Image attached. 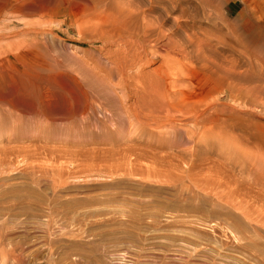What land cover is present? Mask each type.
I'll list each match as a JSON object with an SVG mask.
<instances>
[{
	"label": "rangeland",
	"instance_id": "obj_1",
	"mask_svg": "<svg viewBox=\"0 0 264 264\" xmlns=\"http://www.w3.org/2000/svg\"><path fill=\"white\" fill-rule=\"evenodd\" d=\"M84 2L0 0V264H264V173L245 162L250 145L238 141L243 153L216 128L205 141L175 112L177 129L110 120L97 102L94 126L62 119L71 89L88 91L108 64ZM185 2L179 104L215 93L217 65L240 70L246 89L264 87L263 35L254 30L264 0ZM157 65L145 73L161 80ZM257 92L244 100L262 99ZM247 104L256 116L246 121L264 123V111Z\"/></svg>",
	"mask_w": 264,
	"mask_h": 264
},
{
	"label": "bare ground",
	"instance_id": "obj_2",
	"mask_svg": "<svg viewBox=\"0 0 264 264\" xmlns=\"http://www.w3.org/2000/svg\"><path fill=\"white\" fill-rule=\"evenodd\" d=\"M185 5L186 2L184 3V0L170 3H166L164 0H85L82 4V8L88 13L86 16L89 15L91 17V19H89L90 21L88 20L90 25L88 22H86V24L89 26V30L91 29L90 32L92 34L95 33V38L102 43L108 63L106 65L107 67H104L106 69L105 77L99 82L100 84L98 83L97 76L95 80H93V78L85 80L91 82L90 88L97 82L104 90V98L102 101L100 100L102 92L98 89L94 90L88 88L87 90H90L89 92L81 91L77 88V90L71 89L73 91L70 92V98L67 96L66 99H71L72 103L69 100V106L66 103L63 107V112L59 114L62 119L69 120V122L74 121L73 123H76L75 121L77 118L84 122L87 121L90 116L93 117L94 114L97 115L95 110L97 102L100 103V107H102L101 109H103V111L99 109L103 112L105 117L108 116L110 120H112V118L120 116L119 118L123 120L122 123L126 122L124 119H126L127 116L135 119L139 123H143L144 126L147 127L153 126L157 129H163V127L177 129L179 123H181L183 119L184 124H190L192 127L197 128L205 141H208L207 135L216 128L220 132V138L232 136L233 139L237 141L236 144L239 141L240 143H244L246 147L251 146V150L249 151L247 149H242V146H240L241 144L238 143L239 148L242 149L241 152L244 153L246 150L247 152L249 151L248 157L246 153L244 154L246 157L243 156L245 160L249 158L248 162H245L248 164L252 163L250 166L261 171L259 174L258 172L260 171L257 170V172L255 169H252L256 171L255 174L258 173L259 176H264V174H262L264 173V123H254V121L251 123L253 120L252 117L254 116L255 119L256 114L254 115V112L250 111L249 107H247V109L245 106L248 103L247 106L249 105L252 109L255 110L257 107L264 111V97L262 96V99L255 97L257 99L252 98L254 100H244L246 96V98H248L249 95L255 94L254 96H256L257 91L264 93V87H259V89L257 87L246 89L244 86L246 76L244 77V74L240 70L237 68L231 69L225 66L226 64L217 65L215 69H212V84L215 93H213L209 99L193 107L179 104V96L181 95L182 89L180 83H182L183 80H181L177 72V67L181 61H179V58L177 59L178 56H175L182 53L185 54L186 50L181 36V30L184 29L182 22L184 23L188 17ZM179 8L180 16L176 17L174 16V12ZM206 12H208L207 20L214 24L213 17L209 13L210 11L207 6ZM82 23L79 28L85 29L88 27H81ZM255 23L254 30L259 31L263 35L256 39V48H262L264 47V24H258V22L254 20V24ZM251 30L252 29H250V31ZM85 32H87V29ZM90 36L92 37V35ZM188 42L190 46L194 44L191 37H188ZM5 49H2V52H4ZM15 49L13 46L12 50ZM22 49H24V47ZM9 50L6 54L10 53ZM156 63H160V65H157L158 68L154 70L152 75L161 73V80L151 79V77L145 73V71L150 68L149 66ZM103 66L105 65H102V67ZM102 69L103 68H100V70ZM88 70L86 71L89 72ZM99 71L95 72L94 76L98 75L96 73ZM85 76L87 77L88 74ZM80 79L82 80V77ZM257 96H259V94ZM222 97L226 100L224 101ZM103 100H105V102ZM129 100H133V102L128 104L127 102ZM106 101L108 103H114L116 110L111 109V106H108L109 108L105 107L104 104ZM99 109H97L98 112ZM174 112L179 114L182 119H177ZM121 114L125 115V118ZM245 116H247L246 119L251 117L252 120L246 121L244 118ZM260 116H257V118L262 119V117H264ZM61 117L58 115V119ZM96 119H99V117L97 118L96 116ZM92 120L95 121L91 118V124L93 122ZM106 122L109 123V120ZM99 123L98 121L96 122V124ZM132 123L133 122H131V124ZM77 126L80 125L78 124ZM86 126L85 127L88 128L87 124ZM89 126L90 129L91 125ZM140 126L143 127L141 124ZM96 127L97 125H95V128ZM70 128L72 129L74 127L71 126ZM77 128L81 129V127ZM77 128L75 130H78ZM228 128H231V132L235 135H231L232 133L227 131ZM181 129L184 128L182 127ZM75 130L73 132H75ZM70 132L71 131H68L67 133L71 134ZM84 132H86L85 129ZM88 132L91 131L88 130Z\"/></svg>",
	"mask_w": 264,
	"mask_h": 264
}]
</instances>
